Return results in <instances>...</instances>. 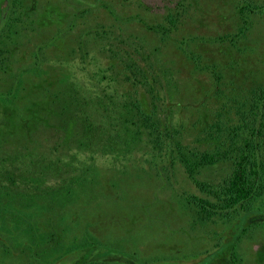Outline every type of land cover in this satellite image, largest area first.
<instances>
[{
  "label": "rangeland",
  "instance_id": "1",
  "mask_svg": "<svg viewBox=\"0 0 264 264\" xmlns=\"http://www.w3.org/2000/svg\"><path fill=\"white\" fill-rule=\"evenodd\" d=\"M11 2L0 0V18L11 14ZM175 4L22 0L17 14L21 22L6 43L8 67L0 68V264H226L229 238L235 239L241 264H264V219L243 221L235 215L197 221L184 198L200 194L179 156L186 149L204 150L216 130L214 122L235 121L249 99L246 90L264 87V13L247 17L249 29L237 39L241 22L236 0ZM168 16L175 20L173 27ZM153 27L161 29L149 30ZM80 42L97 58L100 70L108 69L103 74L107 80L123 69L112 52L129 51V67L138 65L151 87L133 86L124 72L110 84L111 92L129 97V110L135 99L146 112L158 106L160 118L166 116L174 134L170 151L151 147L146 136L138 138L140 132L129 126L137 137L129 140L127 153L124 148L104 153L99 146L111 133L112 118L120 119L118 130L124 122L120 112L100 120L93 137L97 148L85 149L78 135L72 137L73 110L68 114L54 97L73 83L88 96L97 97L102 89L81 69L87 61H82L86 51L77 50ZM214 71L221 76L219 82ZM216 83L226 86L218 92ZM9 96L12 103L4 99ZM62 110L71 119L61 116ZM75 155L83 160L82 173H87L84 163L90 160L86 182L70 186V194L67 189L49 196L41 194L42 188L36 191L37 181L53 180L36 173V160L53 156L65 162ZM21 162L29 166L21 167ZM2 168L17 182L9 181ZM229 170L220 164L203 171L199 179L218 181ZM62 173L54 175L69 184ZM27 183L32 186L29 196L23 189ZM262 202L253 209L263 211ZM91 243L102 245V250L89 261L83 256L91 253ZM218 243L222 246L216 249Z\"/></svg>",
  "mask_w": 264,
  "mask_h": 264
},
{
  "label": "trees",
  "instance_id": "2",
  "mask_svg": "<svg viewBox=\"0 0 264 264\" xmlns=\"http://www.w3.org/2000/svg\"><path fill=\"white\" fill-rule=\"evenodd\" d=\"M11 1V14L6 17L4 13L0 18V21L6 18L4 25L0 26L1 69L8 67L7 62L9 61L8 55L10 54V51L8 49L9 46L6 44L7 40L9 39V36L16 33L15 28L17 22H21V18L17 17V14L19 13L18 11L22 4V0ZM172 1L173 0H167V3L170 5ZM185 1L186 0H176L175 7H183ZM236 2L237 14L240 18L241 27H239L238 33L235 37L237 39H242L245 37L250 26L247 17L257 13L263 14L264 0H236ZM86 12L87 11L83 13L88 14V12ZM167 18L169 25L173 27L175 24L173 16H168ZM155 29L160 30L161 27H153L149 30L153 31ZM167 31L168 30L165 28L162 29V32L167 33ZM165 35L166 34H164V36ZM77 50L86 51L83 42L78 44ZM153 52H158V50H153ZM183 52L188 54L185 49ZM84 55L82 61L84 62L86 60L87 63H83L81 69L84 70V72L87 71L90 80L92 79L96 83V86L102 88L101 94L97 97L95 94L88 96L84 92L82 93L80 85L77 86L73 83V85L65 87L67 89L58 92L54 97V101L57 102L56 104L60 105L61 109H69L68 114L70 113V110H73V113H70V115L74 118V128L76 126V129L79 130L80 133L75 129V132L72 133V137L78 135L79 139H82L80 144L85 149L97 148L98 144L93 142L95 140L93 137L95 136L94 134L97 131L100 120L104 116L110 118V113L114 115L115 113L120 112L122 113L121 115L124 118V122L118 124V127L119 125L121 127V129L118 130L115 127V124L116 122H119L120 119H116L115 117L112 118L114 125L111 123V133L106 136V140H104L103 144L99 146L104 148V153L114 154L116 150L121 148H124V152L127 153L129 140H131L132 137H137V135L138 138H141L143 135L146 136L147 140L150 141V146L159 149L161 153L170 151L174 134H172L171 129H169L168 123L165 122L166 116L162 113L163 117L160 118V113L158 111L159 107L154 105V111L146 112L143 110L141 104L135 99L130 101L132 109L129 110V97L124 96L121 99V96L119 97L116 93L111 92L110 84L117 82L118 78L124 72L128 74L125 81L133 82V86L140 85L144 88L148 85V75L144 74L138 65L134 64L131 66L132 68L129 67V51L124 52V54L122 52H119L118 54L114 51L112 52V57L116 56L114 58H118L117 60L124 70L121 69L115 73L118 74L117 78L111 77L108 80L107 76L103 75L108 72V69L100 70V68H98L100 63H98L97 58L90 55L87 51ZM35 58L34 70H38L39 64L37 61H39V59L37 56ZM89 66H93L92 68L94 69L88 70L87 68ZM196 66L199 68V65ZM148 68L151 70L150 67ZM212 75L216 79V82L221 80V76L215 71L212 72ZM149 76L151 77V80L156 83L154 73L149 72ZM86 77L88 78V76ZM19 82L17 83L18 85H20ZM222 85L226 86V84L223 83ZM215 86L217 87H215V90H217L221 84L216 83ZM223 86H221V88ZM149 87L151 86L148 85V88ZM149 91L151 93V88ZM246 91L249 92V99L244 105V108L238 111V117L235 120L236 122L229 120L230 118L225 122L215 121L213 127L216 130L212 135L207 137L208 140L206 141H208V143L204 150L186 149L185 152L179 153L180 162L184 165L189 180L200 194V196L186 194L184 198L197 221H208L216 217L225 220L234 218L235 215L243 216V221L245 218L251 219L252 217H254V220L257 218L264 219V210L262 211L260 208L253 209L254 203L260 200L263 201L262 203L264 204V87L247 89ZM218 92H220V90ZM9 98L12 97H4L6 102L12 103V99ZM132 98L133 97H131V99ZM155 100L159 101L157 98ZM66 114L67 111H61V116ZM69 116L67 118L71 119ZM126 116H130L132 119L129 120ZM129 126L137 129L140 133H137V135L131 134ZM77 151L81 152L78 149ZM76 155L74 158L65 162L63 158L53 156L52 158L41 157L36 160L34 163V165H36V173L38 175H48L53 178L52 181L47 182L45 178L40 176L43 178L44 182L37 181L40 183L35 188L36 191L42 188L41 194H43V196H49L52 194L55 195L59 189L61 191H63L62 189H67L66 192L70 194V186L75 184L78 185L79 182H86L88 175H90V170L92 169L90 160L85 159L86 161L84 164L86 165V163H88L87 173H82L83 160ZM3 163L4 159L0 158V165L2 166ZM220 164L230 166L229 172L222 179L218 181L199 179L203 171ZM19 165L21 167L29 166L28 162H21ZM2 170L4 172L6 169L2 168L1 171ZM7 171L8 170H6L5 173L8 176L9 181L15 182L16 180L14 176ZM62 172L68 175L64 180L65 183L69 182V184H66L67 186L63 185L64 182L59 180L60 176L54 175L61 174ZM26 186L27 187H23V189L25 188L24 190L27 192L26 195L29 196L32 186H29L28 183ZM231 241L232 243L228 245L227 249L225 248L226 251H224L229 253V259L226 264H241V260L238 259L236 255L235 239H227V242ZM90 245L92 248L87 247V249H91V253H85L83 256L84 259H90L89 261L97 259L98 257L94 256V253H101L99 251L102 250V245L100 244L97 245L96 243H91ZM221 246L222 244L218 243L216 249Z\"/></svg>",
  "mask_w": 264,
  "mask_h": 264
}]
</instances>
